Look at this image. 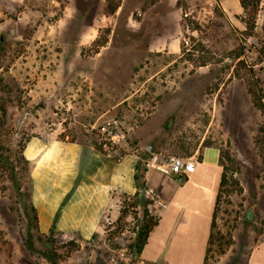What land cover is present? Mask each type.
I'll use <instances>...</instances> for the list:
<instances>
[{
    "label": "rangeland",
    "instance_id": "1",
    "mask_svg": "<svg viewBox=\"0 0 264 264\" xmlns=\"http://www.w3.org/2000/svg\"><path fill=\"white\" fill-rule=\"evenodd\" d=\"M245 4L0 0V264H50L42 251L59 264H142L132 245L157 217L155 191H142L147 215L139 196L115 192L88 237L54 224L57 210L47 222L25 211L47 140L93 145L104 117L122 122L126 141L100 151L136 153L139 169L219 151L226 176L205 264H246L264 227V0Z\"/></svg>",
    "mask_w": 264,
    "mask_h": 264
},
{
    "label": "crops",
    "instance_id": "2",
    "mask_svg": "<svg viewBox=\"0 0 264 264\" xmlns=\"http://www.w3.org/2000/svg\"><path fill=\"white\" fill-rule=\"evenodd\" d=\"M185 155L196 164L182 182L159 170L156 156L146 161L145 183L156 192L160 205L139 254L142 264H204L223 169L216 148H197ZM137 158L128 153L112 159L91 143L47 140L34 157L31 172L32 203L40 220H51L57 210V221L68 222L83 237L91 236L114 193L136 191ZM246 264H264V227Z\"/></svg>",
    "mask_w": 264,
    "mask_h": 264
},
{
    "label": "built area",
    "instance_id": "3",
    "mask_svg": "<svg viewBox=\"0 0 264 264\" xmlns=\"http://www.w3.org/2000/svg\"><path fill=\"white\" fill-rule=\"evenodd\" d=\"M90 130L95 135L96 145L102 151L116 149L126 141V132L122 127V122L116 117L100 118L90 126ZM195 164L192 157L169 155L158 168L168 174L171 179L182 182L187 174L194 171ZM146 192H153V190L147 189Z\"/></svg>",
    "mask_w": 264,
    "mask_h": 264
},
{
    "label": "trees",
    "instance_id": "4",
    "mask_svg": "<svg viewBox=\"0 0 264 264\" xmlns=\"http://www.w3.org/2000/svg\"><path fill=\"white\" fill-rule=\"evenodd\" d=\"M239 3L240 5L242 6V8H246V4H245V0H239ZM94 146L98 149V150H101V148H99L97 145H96V141H94ZM187 154L184 150H182V152H180V155L181 156H185ZM1 160V159H0ZM12 164V163H11ZM221 166L223 167L222 169V175H221V181H220V186H219V190H218V194H217V197H216V202H215V206H214V211H213V215H212V223H211V230L213 228V225H214V218H215V210H216V205L218 203V200H219V194H220V191H221V188L225 182V168L224 166L222 165V163H220ZM13 170H14V167L13 165L10 166V172H11V177L12 178H15L14 177V174H13ZM147 170V166L146 165H143L141 167V169H139V166H138V161L135 163V166H134V174H133V178H134V182H135V185H136V191L134 192V194H132L133 196H139L138 197V201L137 203L142 205L144 207V212L145 214L147 215V210H146V205H147V199L144 198L143 194H142V191L143 190H147V185L145 183V179H144V173L145 171ZM15 186H16V191H17V194L18 196L21 195V190H20V187L17 183H15ZM29 210L33 213L32 215V218L33 219H36V208L35 206L33 205L32 201L31 203L29 204V207H25V211L26 213H29ZM57 215L58 213L56 214V216L54 217V224L57 220ZM123 215V214H122ZM157 222V217L156 218H152L151 216L149 217V219L146 221V223L143 225V227L136 233V237H135V242L133 243L132 247L135 249V252L137 254V256L139 257V254L143 248V246L145 245L146 241H147V237H148V234L150 232V230L152 229V227L156 224ZM52 224V227H54L55 225ZM212 233L210 232V236H209V240H208V245L210 243V240H211V235ZM27 246L28 248L30 249H34L33 248V244H32V241L30 238H28L27 240ZM207 251H208V247H207ZM207 251H206V255H207ZM42 256L50 262V264H59L58 263V260L56 259L55 255L54 254H51L49 252H44L42 251ZM206 262V256H205V259H204V264Z\"/></svg>",
    "mask_w": 264,
    "mask_h": 264
},
{
    "label": "water",
    "instance_id": "5",
    "mask_svg": "<svg viewBox=\"0 0 264 264\" xmlns=\"http://www.w3.org/2000/svg\"><path fill=\"white\" fill-rule=\"evenodd\" d=\"M3 41H4V35L2 33H0V47L3 43ZM147 149L151 151L150 145H148Z\"/></svg>",
    "mask_w": 264,
    "mask_h": 264
}]
</instances>
